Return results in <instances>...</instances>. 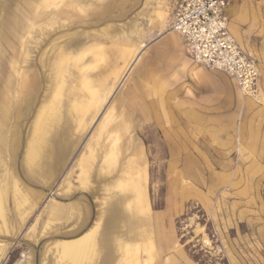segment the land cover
Masks as SVG:
<instances>
[{"label":"rangeland","instance_id":"1","mask_svg":"<svg viewBox=\"0 0 264 264\" xmlns=\"http://www.w3.org/2000/svg\"><path fill=\"white\" fill-rule=\"evenodd\" d=\"M39 1L0 0V102L13 60L37 89L29 117L18 125L10 121L18 134L14 151L0 152V191L5 197L0 264H58L56 244L81 236L100 221L103 211L107 217L100 221L92 264H130L137 253L134 248L121 250L120 238L132 244L153 242L158 254L152 264H264V98L248 99L250 105L234 84L219 94L189 84L194 79L187 58L192 60L182 47L159 46L167 32L160 31L157 9L162 5L165 26L172 30L174 0H80L82 11L71 6L61 14L52 8L45 15L37 10ZM228 8L231 34L259 61L263 95L264 0H230ZM96 41L102 46L97 53L83 52ZM78 46L86 56L65 64L66 87L59 105L63 120L48 127L53 139L47 147L41 143V160L28 164L38 117L44 104L49 111L58 84L59 52ZM44 58L42 69L39 60ZM81 64L88 65L82 72L76 69ZM87 76L113 86L96 117L90 119V113L80 127L72 99L76 94L90 97L82 85ZM18 109L11 105L7 114L14 117ZM112 109L121 118L109 128H127L123 138L129 150L113 172L102 175L108 135L104 132L100 139L99 127ZM89 146L95 149L94 158L88 181L80 187L79 159ZM50 153L57 159H48ZM130 158L147 170L142 186L150 205L133 202L135 192L113 183ZM43 164L48 174L39 170ZM14 187L26 200L15 198Z\"/></svg>","mask_w":264,"mask_h":264},{"label":"bare ground","instance_id":"2","mask_svg":"<svg viewBox=\"0 0 264 264\" xmlns=\"http://www.w3.org/2000/svg\"><path fill=\"white\" fill-rule=\"evenodd\" d=\"M163 1H165V0H162V2ZM71 6H75L78 11H82L83 10V5H82L80 0H40L38 2L37 10L40 13H43L44 11H47L48 14H50V13H52V10H53L52 8H55L56 10L58 9L59 13L62 14V13H64L65 7H71ZM157 12H158V15H157L158 16V23L157 24H159L161 26L160 31L161 30H163V31L165 30V32H167L166 34L175 33V34H177L179 36L178 33L172 31L171 29H168L165 26L167 15L162 10V5L158 7ZM43 15H45V14L43 13ZM61 16H63V15H61ZM39 17H40V19H42L41 16H39ZM33 27H35V26H33ZM61 28H63V27H61ZM33 29H35V28H33ZM38 29L41 30V28H38ZM45 30H46V28H45ZM40 34H38L37 36H39ZM161 35H162V33H161ZM179 37L181 38V36H179ZM42 38H43V36H42ZM58 39H59V37H58ZM38 41H41V40L39 39ZM76 41H78V40H76ZM82 42H84V41L82 40ZM84 44H85V42H84ZM28 45H29V43H28ZM55 46H56V44H55ZM21 47H22V49L24 47H26V43L23 42ZM82 47H84V46H82ZM98 47L101 48L102 46H100L97 43V41L96 42H92V44L88 48L83 50V52L84 51H87V52L88 51H91V52L95 51L97 53V51L100 49V48L98 49ZM145 47H146L145 44L141 45L140 49H143ZM67 50L68 49H65V50H62V51L60 50L61 52H59L57 50V53L58 52L60 53V63H59V66L56 65L57 69H55V71L57 70V72H56V77L55 76L54 77L57 79L56 81L58 82V84H57L56 89L55 90L53 89L54 92H53V95H52V102L50 103L48 101L50 103L49 105H51L49 111H47V112L45 111V108L47 109L48 105L44 104L45 107H44V105H42L44 108L42 107L43 109H41L42 112L40 113V115L38 117L35 131H33L32 140L29 142V147H28L29 149H28L27 154H26L27 155L26 159H27V163L31 164V165H32V163H35L36 160H38V159L41 160V158L44 156L43 155V153H44V145L41 146V143L44 142L45 147H47L48 144L50 143V141H52V139H53L52 137L49 138L50 136L48 137V135H49L48 127H51L52 125H55V124H59L63 120L61 112H60L59 105L62 104L61 103V99L64 96L63 92H64V88L66 87V85H65L66 84V71H67L68 68L67 69L65 68V64L67 63V61H69L70 58L71 59L73 58L72 59L73 61L75 59V61L77 60L78 62H80L81 57H83L82 55H84L82 53V51H81L82 48L79 49V46H78V48L74 49L77 53L75 51H72L73 49H71L69 51H67ZM27 51H29V50H27ZM134 51H136V49ZM73 52H75L76 55ZM140 53H141V50L139 51V53L135 57V59L133 61L134 64L139 60ZM26 56H27V53H26ZM84 56H86V55H84ZM98 56H99V54H98ZM45 57H46V55H45ZM39 61H40V64H41L40 67H42V65L44 66L45 63L47 62V59L39 60ZM129 62H128L127 66L129 65ZM11 63H12V65L10 64L11 65V71H9L8 77H7V82L4 84V88H3V91H2V95H1V102H0V152L1 153H2V151H4V152L5 151H10V152L14 151L15 145L17 143L18 134H17V132L14 129L12 130V127H10V123H11L10 121L13 120L18 125V123L21 121V119H25V118L29 117V115L31 114V108H32V105H33L34 92L36 93V90H37L34 85L32 86V83H30L28 80H26L25 77H23L24 73H21L20 70L18 69V61L17 60H13ZM52 64H55V63H52ZM87 66L88 65H86V64L84 66L83 65L82 66L78 65V68L76 67V69H78V71L82 72L83 70L86 69ZM89 68H90V66H89ZM12 69L14 71H12ZM36 69H38V68H36ZM42 69H43V67H42ZM43 75H44V73H43ZM3 77H5V75ZM51 79H53V78H51ZM118 79L116 78L115 80L117 81ZM0 81H2L1 77H0ZM45 81H47V80H45ZM49 81H50V79H49ZM103 81H101V80L100 81H96V80H94L93 77L92 78L88 77V76L87 77H83V79H82L83 88H85L90 93L89 94L90 97H85L84 95L81 96L80 94H78V95L76 94L73 97V99H72V108L78 114V115L76 114L77 115V122H78V125L80 127L83 124L86 125L87 118L90 115V113L93 114L91 116L92 118H90V119H94L96 117L97 113L102 108L104 102L108 98L109 93H111L113 83H112V85H107V84H105L106 81H104V82ZM45 83H47V82H45ZM48 84H49V82H48ZM238 90L241 93V95L244 98H246V96L240 91L239 88H238ZM21 94H22V96H21ZM262 98H263V95H262L260 101H263ZM246 99H251V98L247 97ZM11 105L14 106V107L19 106V109L16 111L14 117H11L10 115L7 114L9 112V109L11 108ZM108 109H109V107H108ZM112 110H111V112L109 111L106 114V116L104 115L105 117L103 116L104 117V119L102 118L103 121L100 120V121H102V123H101V125L99 127L100 128V135H99L100 139L102 138V135L104 134V132H105V134L107 133V135H108L107 138H106V139H108L107 140L108 144L104 148V164H105V166H103L100 169V171H99V173L102 174V175H105L107 173L113 172L117 168L120 156L124 155L123 154L124 150L126 152H127V150H129L128 143H126L127 141L124 140V138H123V136L125 135L124 132H126L127 128L121 127L119 125H117V126L115 125L116 127L113 126V127H115L114 129H110L109 128V125H110V123L113 120L114 121H119L120 118H121L120 114L117 115L116 113H114V110L113 111ZM50 130H51V128H50ZM47 138H48V140H46ZM122 139L125 141V143L122 142L123 141ZM40 149L42 150L41 153H40ZM94 152H95L94 147L89 146L88 153L87 154H83L81 156V158L79 159V168L81 169L80 170L81 172L79 174L78 179H79L80 187L81 186H85V184L88 181V178L90 176L89 175V164H90V161L94 158ZM135 154H136V151H134L133 157H134ZM54 156L56 157V155H53V153H50L47 158L48 159H52ZM55 157H54V159H55ZM56 159H57V157H56ZM2 162H3V160H2ZM137 165H138V163H136L135 159H133V158L128 159L126 161V165L124 166L123 170L121 172H119L121 174L118 176V179L116 181H114L113 183L115 185L119 183L120 187H124V189H131L136 194V198L134 199L133 202L138 203V204H143L144 206H147V205H150V204H149V201H148L147 196H146V190L143 191L144 189H143V186H142V183H144V182L147 183V170H146V168L144 170L143 169L140 170L139 169L140 167L137 166ZM44 166H45L44 164L41 165L39 167V170L46 171V173L48 174L49 173V169L48 170L47 169L44 170V168H47V166L46 167H44ZM133 166H134L135 170H137V172L135 171L136 174H132V172L134 170ZM112 186H113V184H112ZM0 187H1V185H0ZM69 187H70V184H69ZM14 189H15V187H14ZM124 189L122 188V191ZM125 191H127V190H125ZM124 195H125V193H124ZM126 195H128V194L126 193ZM3 198L5 199V197L3 195V192L0 191V208L2 207V204L4 202ZM15 198L18 201H19L18 198H21V200L22 199L26 200V199H24V197H23L21 191L19 190V188L15 189ZM125 198H127V197H125ZM107 200L108 199H103L102 203L103 204H108ZM121 200H122V198H121ZM2 214H4V213H1V215ZM105 217H107V212L103 211L102 214H100L98 218L101 221ZM100 221H97L96 224H94L90 229H88L85 233H83L78 238H75V239H72V240H61V241H59L56 244V254H57L58 264H84V263L92 264L94 262V256L97 254V233L99 232V229H100V226H101L100 225ZM117 242H118L119 247H120L121 250L127 252V251H130V250H133V248H134L133 251H135L137 253L136 257H134V260L132 262L131 261L129 262L130 264H152L156 260V256H157L158 253H157V250L154 248L153 242H149L148 244H145V243L143 244V243H140L139 241H135L132 244V243H128L129 241L127 242V241H125L124 239H121V238L118 239ZM3 247H4V244H1L0 245V252L3 251L2 250ZM4 253L5 252H3V254ZM142 254H146L147 258L146 259H142ZM128 255H129V253H128Z\"/></svg>","mask_w":264,"mask_h":264},{"label":"built area","instance_id":"3","mask_svg":"<svg viewBox=\"0 0 264 264\" xmlns=\"http://www.w3.org/2000/svg\"><path fill=\"white\" fill-rule=\"evenodd\" d=\"M229 5L230 0H174L171 28L194 64L225 73L246 97L261 102L259 62L231 34Z\"/></svg>","mask_w":264,"mask_h":264},{"label":"crops","instance_id":"4","mask_svg":"<svg viewBox=\"0 0 264 264\" xmlns=\"http://www.w3.org/2000/svg\"><path fill=\"white\" fill-rule=\"evenodd\" d=\"M227 14L229 16V8L227 9ZM233 31H234L235 36H237V38H240V35H239L238 31H236L234 29H233ZM180 41L181 42L179 44L176 34L174 35V33H170V34H166L163 37L162 41L159 43V46H161L163 48H166L167 50L168 49L169 50H173V49H177V47H179V48L182 47V49L188 55L187 49H186V44H185L184 40L181 38ZM146 48H147V46H146ZM146 48H144L142 50V52ZM245 52L247 54L251 55L247 51H245ZM251 56L258 61V59L256 57H254L253 55H251ZM139 58H140V56H139ZM187 65H188V67H189V69L191 71L190 73L192 74L191 78L194 79L193 83L191 82L189 84L191 86H194V88H196V87L198 88L199 87V89H201V90H205V91L209 90V91H211L212 94H215V93L219 94V93L222 92L223 88L226 89L228 87V84L229 85L234 84L236 86L235 82L232 79H229L226 75H223L221 73H216V72H213L211 70H207L205 68H203L204 70H199L197 68V66H194L192 61H190L188 58H187ZM259 68H260V65H259ZM236 88H237V86H236ZM238 93H239V97L240 98H242L243 100H246V102L248 104L252 105L253 102H251V100H248V99L244 98L241 95L240 92H238ZM263 98H264V94H263Z\"/></svg>","mask_w":264,"mask_h":264}]
</instances>
